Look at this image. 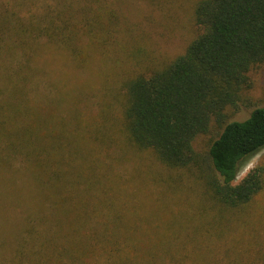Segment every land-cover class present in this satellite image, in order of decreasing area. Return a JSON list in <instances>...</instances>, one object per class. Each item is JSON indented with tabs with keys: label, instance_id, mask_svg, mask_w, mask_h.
<instances>
[{
	"label": "trees",
	"instance_id": "obj_1",
	"mask_svg": "<svg viewBox=\"0 0 264 264\" xmlns=\"http://www.w3.org/2000/svg\"><path fill=\"white\" fill-rule=\"evenodd\" d=\"M107 3L87 0L74 8L72 3L61 2L44 6L38 16L26 19L14 10L0 12L2 145L7 154L17 151L29 157L27 169L35 173L32 183L38 185V176L47 178V189L40 187L38 194L33 192L36 190L29 194L38 198L39 204L47 194L57 217L75 232L82 230L85 240L74 238V242L80 241L76 247L55 246L57 255L48 258L55 262L46 264H76V259L87 263L85 258L89 264H264L263 236L248 234L241 242L244 234L240 233L239 238L227 240L225 236L222 240L227 216L213 217L208 225L199 220L204 228L193 230L196 239L178 245L166 242L175 234L168 226L162 232L134 221L119 228L121 214L116 209L114 214L106 213L115 227L110 228L107 222L96 229L72 227L95 220L97 208L106 199V180L94 173L93 164L78 166L77 161L84 140L108 150L104 141L112 138L101 136L102 123L122 136L127 149L150 152L168 169L176 190L197 187L201 200L209 203L199 205L206 207L201 208L204 212L211 208L221 214L243 211L264 186L263 163L236 181L244 161L264 148V105L252 109L244 119H229V108L238 107L243 90L249 87V71L264 63V0H196L194 37L167 62L125 80L122 97L114 99L118 103L115 114L101 115V104L93 115L97 116L98 133L83 130L81 124L74 125L81 132L63 131L57 129L53 118L36 117L41 114L36 107H29L24 97L32 70H36L31 61L59 54L58 49L68 52L78 67L89 63L91 52L105 56L117 44L114 36L119 20L115 8ZM34 117L37 125L31 123ZM14 118L24 120L19 132L12 127ZM213 122L220 130L201 156L193 148V140ZM117 139L107 142L122 150ZM6 161L0 158V171ZM207 227L212 230L209 235L216 238L211 246L201 240Z\"/></svg>",
	"mask_w": 264,
	"mask_h": 264
},
{
	"label": "rangeland",
	"instance_id": "obj_2",
	"mask_svg": "<svg viewBox=\"0 0 264 264\" xmlns=\"http://www.w3.org/2000/svg\"><path fill=\"white\" fill-rule=\"evenodd\" d=\"M105 1L108 2L107 7L115 8L119 19L114 36L117 44L110 52H106L105 56L99 51L91 52L92 57L84 67H78L67 55L68 52L61 49H58L61 51L59 54L31 61L36 70H32V79L24 97L29 100V107H36L41 114L36 117L53 118L57 129H76L74 125L81 124L83 130L98 133L97 116L93 115L97 114L101 104V115L115 114L118 103L114 99L122 97V83L181 53L197 32L192 16L196 0ZM61 2L72 3L76 8L85 5L87 0H0V12L3 9L14 10L16 15L26 19L38 16L44 6ZM249 77V87L243 90L238 107L229 108V119H244L252 109L264 105V63L253 67ZM85 112L90 114L85 117ZM32 120L31 123L37 125L35 117ZM22 123L23 119L14 118L12 127H17L19 132ZM102 127L101 136L118 138L122 150L115 143L109 144L112 139L107 138L104 142L108 144V150L95 146L92 141L84 140L80 144L83 149L77 155L78 166L93 164L94 173L99 172L101 180H106L103 182L106 184V199L104 205L97 208L95 220H87L83 226L75 223L73 228L88 226L96 229L103 222H107L110 228L115 227L111 222L112 217L106 213L112 214L116 209L121 214L119 228L134 221L144 228L157 227L162 232L168 226L169 232L177 236L171 235L172 238H166V242L177 245L193 241L196 239L193 234L195 228L201 230L211 222V218L221 216L228 217L225 221L227 225H223L228 231L225 230L222 240L225 236L227 240L234 236L239 238L240 233L244 234L239 238L241 242H245L243 239L248 234L264 237V186L252 204L243 211L221 214L216 209L207 208L210 210L204 212L201 209L204 206L199 205L209 203L201 200L197 187H189V191L176 190V182H170L167 175L168 169L160 165L150 152L127 149L126 143L122 144L121 135L109 131L111 129L104 123ZM219 130L216 123H211L207 132L195 136L193 148L205 156ZM76 131L81 132L79 129ZM3 140L0 138V158L8 161L4 171H0V264L55 262V259H48L57 255L55 246H60V249L72 245L76 247L80 241L74 242V238L85 241L81 237L83 231L75 232L64 224L66 221L57 217L51 207L53 201L47 194L41 204L38 198L29 194L33 190L38 194L42 189H47V178L38 176L36 182L39 186L34 185L31 175L35 176V173L27 169L29 157L17 151L7 154L8 151L2 145ZM260 163L264 164V148L244 161L236 181ZM104 214L107 217H103ZM199 220L204 221V225ZM204 230L205 234L202 233L205 236H201V240L209 246L216 243L215 236L209 235L212 233L210 227ZM124 235L129 236L126 231ZM85 259L87 263L76 259V264H89V259Z\"/></svg>",
	"mask_w": 264,
	"mask_h": 264
}]
</instances>
